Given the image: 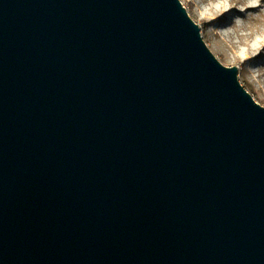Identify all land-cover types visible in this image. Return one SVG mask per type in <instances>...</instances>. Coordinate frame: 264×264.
<instances>
[{
    "label": "water",
    "instance_id": "obj_1",
    "mask_svg": "<svg viewBox=\"0 0 264 264\" xmlns=\"http://www.w3.org/2000/svg\"><path fill=\"white\" fill-rule=\"evenodd\" d=\"M181 0H0V264H264V106Z\"/></svg>",
    "mask_w": 264,
    "mask_h": 264
},
{
    "label": "rangeland",
    "instance_id": "obj_2",
    "mask_svg": "<svg viewBox=\"0 0 264 264\" xmlns=\"http://www.w3.org/2000/svg\"><path fill=\"white\" fill-rule=\"evenodd\" d=\"M181 1L211 51L224 65L239 68V80L264 106V0Z\"/></svg>",
    "mask_w": 264,
    "mask_h": 264
},
{
    "label": "bare ground",
    "instance_id": "obj_3",
    "mask_svg": "<svg viewBox=\"0 0 264 264\" xmlns=\"http://www.w3.org/2000/svg\"><path fill=\"white\" fill-rule=\"evenodd\" d=\"M198 9V8H197ZM200 12V14H201V16L203 17V18H207L208 16L205 14V13H203V12H201V11H199ZM247 73H248V71H247ZM261 91V93H262V95L264 96V91L261 89L260 90Z\"/></svg>",
    "mask_w": 264,
    "mask_h": 264
}]
</instances>
